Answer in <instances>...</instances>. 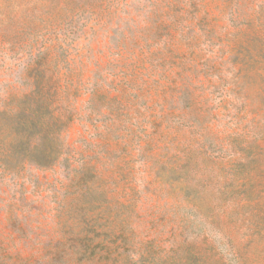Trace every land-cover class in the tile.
<instances>
[{
    "label": "rangeland",
    "instance_id": "rangeland-1",
    "mask_svg": "<svg viewBox=\"0 0 264 264\" xmlns=\"http://www.w3.org/2000/svg\"><path fill=\"white\" fill-rule=\"evenodd\" d=\"M43 75L66 152L0 165V264H264V0H0V155Z\"/></svg>",
    "mask_w": 264,
    "mask_h": 264
},
{
    "label": "trees",
    "instance_id": "trees-1",
    "mask_svg": "<svg viewBox=\"0 0 264 264\" xmlns=\"http://www.w3.org/2000/svg\"><path fill=\"white\" fill-rule=\"evenodd\" d=\"M56 82L51 77L41 76L34 83V90L24 93L16 110L10 112L16 136L8 145L9 155H0V165L6 167L19 162L51 167L65 154L61 136L65 127L63 119L48 100ZM7 113L0 112V117Z\"/></svg>",
    "mask_w": 264,
    "mask_h": 264
}]
</instances>
